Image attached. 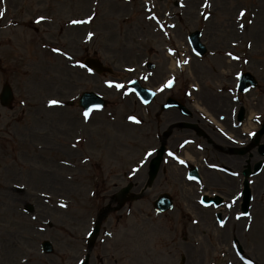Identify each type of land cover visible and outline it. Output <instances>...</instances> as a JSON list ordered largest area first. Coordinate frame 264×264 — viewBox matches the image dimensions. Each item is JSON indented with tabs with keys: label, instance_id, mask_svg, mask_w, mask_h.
<instances>
[{
	"label": "rangeland",
	"instance_id": "obj_1",
	"mask_svg": "<svg viewBox=\"0 0 264 264\" xmlns=\"http://www.w3.org/2000/svg\"><path fill=\"white\" fill-rule=\"evenodd\" d=\"M254 1L141 0L138 5L134 0H101L107 14L113 9L118 12L114 25L108 22L112 16H107L106 24L100 20L103 32L96 34L94 40H85V32H92L97 20H90L87 30L70 27L67 37L60 35L69 20L76 19L75 14L70 15L69 6L46 4V16H39L47 19L39 18L38 24L37 13L32 17L24 14L26 4L31 2L0 0V92L2 86L9 83L15 94L12 109L0 106V188H5V252L8 256L5 264H21L20 260L29 258L31 264H57L59 257L65 258L69 253L70 246H83L87 233L93 230L98 215L108 204L109 199H106L119 187L114 177L117 163L136 165L146 160L145 150L131 148L135 146L131 140L135 136H144L145 130L134 129V123L129 119L135 117L146 124L142 117L145 118L149 110H145L135 94L127 90L129 81L137 78L144 86L156 90V104L168 96L184 100L201 94L210 96L208 92L221 98L223 103L230 98L229 89L234 77L248 70L260 79L263 89L250 93L247 98L264 100V2L256 18L253 36L247 35ZM144 2L156 3L158 15L177 24L164 31L168 32L171 41H167L162 33L158 43L145 42L137 35V25L143 26L144 16L135 21L131 15L138 9L144 14ZM51 16L53 22L48 21ZM54 25L59 34L54 33L50 39ZM150 26L145 27L148 37L158 38V33H153L154 25ZM257 28L258 32L255 31ZM195 29L203 31V42L209 47L204 60L194 56L187 42V35ZM180 37H184L185 42ZM173 44L178 45L180 54L173 55ZM151 45L154 50L148 48ZM95 50L106 66L114 68L112 75H93L82 67L88 51L93 53ZM223 61L229 63L228 75L221 74ZM147 62L156 64L153 72L147 70ZM172 62H180L179 69L175 65L171 70ZM168 78L177 80L173 91L165 88ZM117 84L124 87L117 88ZM85 91L102 95L109 106L93 110L85 118L77 106L78 98ZM52 100L59 103L50 105ZM246 104L250 102L246 100ZM4 148L5 171L4 164L1 165ZM4 176L5 184L1 183ZM116 183L118 187H115ZM14 185L25 186L26 193L17 192ZM162 186L167 188L165 184ZM156 194L135 203L132 208L135 214L118 225L119 219L111 214L102 227L96 248L107 243L105 249L120 259L121 264H177L179 251L190 242L188 233L179 232L184 224L178 216L187 208L185 204L192 207V203L187 200L177 203L169 216L172 225L179 229L171 233L160 226L139 222L138 216L144 215L138 211L154 216L151 210ZM38 196L41 198L36 203ZM26 202L35 206L34 214L24 215L19 210ZM124 223H128L127 227L132 225L133 229L141 227L138 233L130 231L132 240L125 234ZM37 227L40 232L36 231ZM124 234L127 239L122 242L133 245L129 249L134 246L140 249L142 243L145 244L140 259L131 255L121 257L122 252H130L119 242ZM109 235L113 238L108 241ZM208 236L213 237L212 234ZM138 238L142 242H137ZM44 240L54 244L53 256L41 253L40 243ZM91 264H99L94 256ZM108 264H114L112 258Z\"/></svg>",
	"mask_w": 264,
	"mask_h": 264
},
{
	"label": "flooded vegetation",
	"instance_id": "obj_2",
	"mask_svg": "<svg viewBox=\"0 0 264 264\" xmlns=\"http://www.w3.org/2000/svg\"><path fill=\"white\" fill-rule=\"evenodd\" d=\"M202 105L211 115L196 114L193 119L203 133L185 130L181 126L183 117L172 111L163 117L162 127H156L148 141L152 151L164 144L166 153L183 155L193 147L198 155L193 165L196 180L188 179L191 165L176 168L170 162L163 163L157 179L159 184L171 175L178 184L176 196L192 203V226L172 228L173 233L179 229L189 234L190 242L179 251L180 259L188 264H216L214 257H233L234 251L255 264H264V133L257 136L264 128V114L241 116L237 114L238 107L218 100H203ZM144 177L141 173L132 176L136 181ZM2 181L5 184V176ZM0 196L4 199L0 212V264H5V188ZM202 200L211 203L204 205ZM102 254L106 255L107 250L103 249ZM65 255L57 264H81L84 253L70 246Z\"/></svg>",
	"mask_w": 264,
	"mask_h": 264
},
{
	"label": "water",
	"instance_id": "obj_3",
	"mask_svg": "<svg viewBox=\"0 0 264 264\" xmlns=\"http://www.w3.org/2000/svg\"><path fill=\"white\" fill-rule=\"evenodd\" d=\"M138 90L143 95V97L148 98V96L146 95V91L144 89L138 87ZM11 98H12L11 91L9 90V87H6L4 89V92H3L2 97H1L3 104H5V101L11 100ZM95 102L100 104V105L104 104L103 102L99 101L98 98H96L92 95H87V94L82 97L80 103H81V105L88 107L90 104H93ZM164 201H166V200H164ZM162 202L163 201H160L159 203H162ZM98 231H99V227L96 229L95 235L98 233ZM46 245L49 246V243H46Z\"/></svg>",
	"mask_w": 264,
	"mask_h": 264
},
{
	"label": "bare ground",
	"instance_id": "obj_4",
	"mask_svg": "<svg viewBox=\"0 0 264 264\" xmlns=\"http://www.w3.org/2000/svg\"><path fill=\"white\" fill-rule=\"evenodd\" d=\"M263 2H264V0H255L254 4L251 7L250 20H249L248 25H247V35L249 33H251V36H253V34H252L253 28L255 29V27H256V18L259 16L260 11L263 9V8H261ZM255 31L258 32V28ZM259 42L261 43V39L260 38H259ZM249 45H251L250 41H249Z\"/></svg>",
	"mask_w": 264,
	"mask_h": 264
},
{
	"label": "snow or ice",
	"instance_id": "obj_5",
	"mask_svg": "<svg viewBox=\"0 0 264 264\" xmlns=\"http://www.w3.org/2000/svg\"><path fill=\"white\" fill-rule=\"evenodd\" d=\"M41 19H43V17H41ZM73 23H79V22H78V21H73ZM171 84H172V82L169 81L168 86L170 87ZM110 86H111V85H110ZM115 86H116L117 88H123V87H124V85H120V84H117V85H115ZM49 103H50V105H56V104H58L59 102L56 101V100H52V101H50ZM88 115H89L88 112H85V113H84L85 118H87ZM132 119L135 120V117H132ZM149 155H150V153H149ZM201 203H204V201L202 200ZM222 223H223V222H222ZM249 264H252V262L249 261Z\"/></svg>",
	"mask_w": 264,
	"mask_h": 264
}]
</instances>
